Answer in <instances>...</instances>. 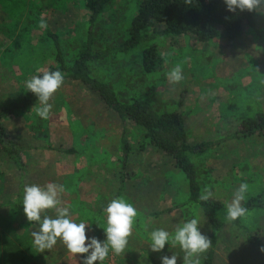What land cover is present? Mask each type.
I'll return each instance as SVG.
<instances>
[{
  "label": "rangeland",
  "instance_id": "1",
  "mask_svg": "<svg viewBox=\"0 0 264 264\" xmlns=\"http://www.w3.org/2000/svg\"><path fill=\"white\" fill-rule=\"evenodd\" d=\"M138 4L112 0L105 5L94 26L96 50L114 48L129 36ZM88 15L85 0H0V105L23 96L26 81L55 63L49 34L58 37L67 60L75 57L84 42ZM41 18L47 29L40 28ZM255 20V29L245 26L232 40L223 31L195 43L186 36H161L153 44L107 54L90 66L120 100L142 97L158 111L177 110L191 145L211 143L234 132L243 118L264 112V11L257 10ZM151 44L160 64L147 72L141 56ZM177 64L185 79L170 84L166 74ZM49 103L48 119L36 114L39 102L3 119L10 137L26 148V185L62 184V206L69 208L74 222L91 223L86 235L100 241L106 240L105 209L112 199L122 198L137 209L125 253L109 249L102 264H161L163 255H176L177 264H183L179 245L166 244L160 253L149 248L151 231L174 233L192 218L210 236L207 219L199 206L188 202L187 182L171 158L146 143L141 127L127 125L133 147L131 175L119 192L118 117L93 92L67 80ZM195 162L202 190L207 187L226 206L242 182L248 184L245 200L264 194V138L259 135L212 144ZM18 182L14 163L0 152V264H81L82 254L75 258L59 239L51 250L37 251L32 231L39 225L3 205L16 194ZM45 215L55 218L56 213L48 210ZM241 219L264 242V209L247 211ZM214 264H264V257L228 222L219 232Z\"/></svg>",
  "mask_w": 264,
  "mask_h": 264
},
{
  "label": "trees",
  "instance_id": "2",
  "mask_svg": "<svg viewBox=\"0 0 264 264\" xmlns=\"http://www.w3.org/2000/svg\"><path fill=\"white\" fill-rule=\"evenodd\" d=\"M112 0H85L89 13L85 24V37L80 50L72 60H67L55 34H49L52 42L54 64L44 71L60 70L64 80L76 82L93 92L105 108L113 112L121 122L122 130L119 138V192L123 191L131 173L129 161L133 152L126 137L127 125L139 126L146 143L152 145L163 154L169 156L173 164L182 173L188 186V202L199 206L207 219L211 246L206 251L201 264H214L215 248L221 229L229 222L227 206L218 198L210 197L202 201V184L195 158L206 151L212 144H219L231 139L246 138L259 135L264 138V112L258 111L253 116L243 118L234 132L214 142L190 144L184 120L177 110L158 111L142 97H133L128 101L118 98L115 90L106 82L93 74L90 63L100 60L113 52H124L137 47L141 43L153 42L161 36H186L192 42H207L217 37L221 31L230 40L240 36L244 27L256 28L255 12H230L224 0H139L138 9L129 24V36L118 46L96 50L94 47V26L105 5ZM151 27V31L145 28ZM145 47L142 51L141 63L145 71L156 69L159 57L155 45ZM40 72L42 75L44 72ZM39 102L37 97L26 90L20 98L0 105V152L5 153L14 163L19 176L16 194L3 204L15 214L25 216L23 211V189L26 185L27 167L24 157L26 148L13 140L8 134L3 119L15 112L28 108ZM144 145L139 150L143 151ZM73 153V150H65ZM243 206L250 210L264 209V194L249 196ZM240 229L250 245L255 247L264 257L260 246L264 242L251 229L247 228L242 219L232 222ZM82 264V262H81ZM152 264H156L154 261Z\"/></svg>",
  "mask_w": 264,
  "mask_h": 264
},
{
  "label": "clouds",
  "instance_id": "3",
  "mask_svg": "<svg viewBox=\"0 0 264 264\" xmlns=\"http://www.w3.org/2000/svg\"><path fill=\"white\" fill-rule=\"evenodd\" d=\"M190 2V0H189ZM230 12L257 10L264 11V0H224ZM48 25L41 18L40 28L47 29ZM170 84H177L185 79L181 65H175L167 74ZM64 83V75L60 70L44 71L42 75H35L26 81V88L37 97L39 107L36 114L41 119H48L52 104L49 101ZM248 184L242 182L236 189L231 202L227 205V220L237 221L247 214L248 209L243 206ZM64 191L62 184L50 182L44 186L37 184L25 185L23 189V211L30 223L38 224V229L32 231L33 243L38 252L51 250L59 239L66 249L76 258L82 254V264L102 262L108 257L109 249L116 254H124L132 235L137 209L122 198L110 201L105 211L107 213V227L104 228L105 241L94 236L86 235L91 230V223H76L71 219L68 207L62 206L60 199ZM212 192L205 187L200 195L202 201H207ZM48 210H54L55 218L45 215ZM200 222L192 218L178 225L174 233L165 229H155L150 233V246L153 252L160 253L166 244L177 246L184 252L183 264H200V255L211 246V240L200 231ZM264 252V245L259 249ZM161 264H177L176 255H163Z\"/></svg>",
  "mask_w": 264,
  "mask_h": 264
}]
</instances>
